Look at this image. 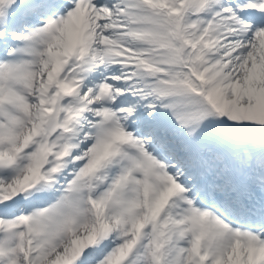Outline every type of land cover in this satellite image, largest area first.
Returning a JSON list of instances; mask_svg holds the SVG:
<instances>
[{
    "label": "snow or ice",
    "instance_id": "snow-or-ice-1",
    "mask_svg": "<svg viewBox=\"0 0 264 264\" xmlns=\"http://www.w3.org/2000/svg\"><path fill=\"white\" fill-rule=\"evenodd\" d=\"M0 264H264V0H0Z\"/></svg>",
    "mask_w": 264,
    "mask_h": 264
}]
</instances>
